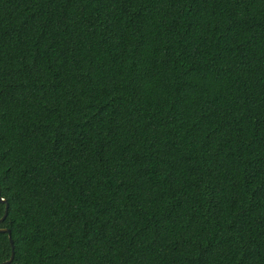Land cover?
<instances>
[{
    "label": "trees",
    "instance_id": "obj_1",
    "mask_svg": "<svg viewBox=\"0 0 264 264\" xmlns=\"http://www.w3.org/2000/svg\"><path fill=\"white\" fill-rule=\"evenodd\" d=\"M0 196V264H264V0H0Z\"/></svg>",
    "mask_w": 264,
    "mask_h": 264
},
{
    "label": "water",
    "instance_id": "obj_2",
    "mask_svg": "<svg viewBox=\"0 0 264 264\" xmlns=\"http://www.w3.org/2000/svg\"><path fill=\"white\" fill-rule=\"evenodd\" d=\"M0 202L5 203V212H4V215L0 218V221H1L6 216L8 204H7L6 199L2 198L1 196H0ZM0 232H7L8 233L9 242H10L11 248H13V242H12V239L10 237V230L6 227H1ZM12 258H13V249H12L11 257L7 261L2 262L1 264H9L12 261Z\"/></svg>",
    "mask_w": 264,
    "mask_h": 264
}]
</instances>
